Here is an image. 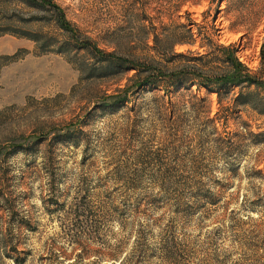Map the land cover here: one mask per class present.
<instances>
[{
	"label": "rangeland",
	"instance_id": "1",
	"mask_svg": "<svg viewBox=\"0 0 264 264\" xmlns=\"http://www.w3.org/2000/svg\"><path fill=\"white\" fill-rule=\"evenodd\" d=\"M54 1L83 38L114 57L179 69L209 52V39L231 48L264 82V0ZM179 24L191 30L195 44L176 45L172 52L184 58L167 64L153 40L175 39ZM17 53L18 60L0 71V178H7L0 187L11 212H0V264H264V214L248 207L264 196V95L251 90L256 94L242 113L226 128L215 124L219 137L212 139L240 137L232 138L238 153L227 165L226 152L199 136L201 122L178 128L175 115L168 128L160 121L169 104L184 113L178 97H169L161 113L142 112L146 96L131 88L135 70H118L117 84L88 80L82 66L94 60L84 51L68 60L55 52L40 55L25 39L0 38V58ZM119 92L129 104L100 115L104 95ZM248 92L222 90L219 105L216 93L201 89L211 119ZM173 129L178 135L169 136ZM248 131L262 137L252 139ZM171 145L181 157L164 161L169 173L159 174L155 162L142 164V153L160 160L170 156ZM199 175L196 186L219 194L237 217L230 211L209 219L176 213L179 202L198 192L194 185L176 188L175 181L195 183ZM255 226L261 234L249 235Z\"/></svg>",
	"mask_w": 264,
	"mask_h": 264
},
{
	"label": "trees",
	"instance_id": "2",
	"mask_svg": "<svg viewBox=\"0 0 264 264\" xmlns=\"http://www.w3.org/2000/svg\"><path fill=\"white\" fill-rule=\"evenodd\" d=\"M145 17L146 16H144V19ZM153 29L154 28H152V30ZM172 33L175 39L170 42H160L157 38L153 40L155 51L166 61L167 64H172L177 59L184 58V56L176 55L172 52L176 45L182 46L195 44V38L193 37L191 30L185 25H177L175 31ZM145 34L147 35V33ZM7 35L32 42L35 45L36 51L40 55L55 52L56 54L66 57L68 60L69 56L74 52L79 54L80 51H84L92 55L94 61L85 65L83 64L82 66L85 68L88 80L93 79L105 82L113 79L116 81L115 84H117L120 82L116 79L118 73L120 74L118 70L121 71V69H124V71L127 72L135 70L137 72L135 79L137 80H135L131 88L136 90V92L142 91V98L146 96L145 99H142V112L144 108H146L147 111L157 109L159 113H161L163 107L167 105L166 103L171 102L170 98L172 96L176 98L178 97L182 101L180 106L184 113L179 114V109L177 108L179 105L172 106L169 104V115L164 117L160 114V121L163 124L168 122V128L174 126L175 115L178 116L179 119L178 128L184 123H189L190 121L191 123L201 122L199 126V136L202 139L205 138V143H209V139H211L216 146H220L221 151L226 152V159H229L227 165L230 164V161H232L233 157L237 156L238 153L236 147H234L232 138L236 139L240 137L232 136L230 138L227 134L225 139H212L215 135L218 136L215 124L220 123L222 128H226L232 115L239 112L242 113L243 109L249 106L248 100L253 98V95L256 94L254 92L264 95V82L241 64L236 59L235 52L229 47L215 46L211 40L207 39L208 46L204 47H208L209 52H206V54L201 56L200 59L188 61L193 64H188L179 69L171 70L168 69L167 66H161L160 63L146 60L145 64L139 66L134 64V62H129L126 59L117 58L112 54L105 53L96 43L91 42L88 38H83L81 33L67 20L64 10L57 5L54 0H0V38ZM147 38L145 39L146 42ZM145 46L148 47L147 43ZM201 47L203 48V46ZM18 55L19 53L13 56L0 58V71L4 66L16 62L20 57ZM2 61L5 63L2 64ZM192 87L197 89L196 94L192 92ZM232 88H240L241 90H248L249 92L246 95L240 93L237 103H235L233 107L222 109L214 119H211L210 103L207 98L201 95V89L207 90L209 94L216 93L218 104L221 105L224 98L221 91L227 89V93H230V89ZM251 90H254V92ZM159 91L164 95L160 96L158 93ZM119 93L120 94L114 98L104 95L103 101L105 102L101 103L100 106H97L101 110L100 115H106L109 112H113L117 106L129 102V100H125V95L123 96L121 92ZM182 98L187 101L184 102L185 100ZM221 112H223L222 115H220ZM242 127V130L244 129V131H247L249 126L247 124H242ZM171 131L172 132H170L169 136H176L179 133V130L177 129ZM248 132V135L252 139L262 137L254 136L250 131ZM67 135L79 136L80 132H71ZM206 136H209V138ZM76 140L78 141V139ZM205 143H202V146ZM168 150L172 151V153L170 152V156H159L161 158L160 160L154 155L152 156V154L142 153V164L151 165L155 162L157 170L160 171L159 174L169 173V170L164 171L166 166L164 161L169 160V157L174 161V156H177L178 158L181 156L178 147L171 145L167 151ZM173 150L175 152H173ZM86 151H88V149H86ZM256 176L262 180L259 174H256ZM50 177V179L54 181L55 177L51 175ZM159 177H161V175H159ZM194 177L197 181L195 182L196 184L194 182H187L183 177L179 178L178 176L179 179L178 181H175V187L179 189L186 188L190 191V186L194 187L202 182L201 176L199 178H197V176ZM0 180H4L2 184L5 186L4 183L7 182L6 176L4 177L3 175ZM52 184L53 182H51V186L54 185ZM224 188L229 189L230 185H224ZM161 189L164 193L167 190L164 187ZM196 192L198 193L191 198H188L187 202L184 204L180 202L178 203L177 214L181 213L184 218L196 216L199 217V219H209L211 215L215 213L219 212L223 215L230 211L229 213L233 215V217H237L238 213L229 208V202H221L219 194L205 191L204 188L197 186ZM166 195L170 194L168 193ZM8 202H10L9 198L3 193V189L0 187V212L11 213L8 210L10 208L6 205ZM248 207L252 211H256L260 216L264 214V196L258 199V201L249 203ZM261 229L264 231V228ZM248 230L249 235L257 234L259 236L261 234L260 226H255ZM250 246L253 248L256 247L255 244ZM177 247H183V245L180 244L177 245Z\"/></svg>",
	"mask_w": 264,
	"mask_h": 264
}]
</instances>
